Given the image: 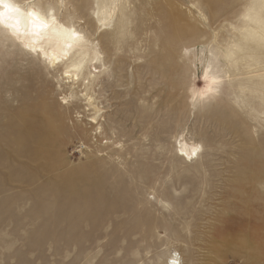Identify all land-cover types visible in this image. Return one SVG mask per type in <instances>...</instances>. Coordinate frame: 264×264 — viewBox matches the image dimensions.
Wrapping results in <instances>:
<instances>
[{
	"label": "rangeland",
	"instance_id": "1",
	"mask_svg": "<svg viewBox=\"0 0 264 264\" xmlns=\"http://www.w3.org/2000/svg\"><path fill=\"white\" fill-rule=\"evenodd\" d=\"M40 1L85 70L0 26V264H264V0Z\"/></svg>",
	"mask_w": 264,
	"mask_h": 264
},
{
	"label": "bare ground",
	"instance_id": "2",
	"mask_svg": "<svg viewBox=\"0 0 264 264\" xmlns=\"http://www.w3.org/2000/svg\"><path fill=\"white\" fill-rule=\"evenodd\" d=\"M34 1L35 0H8L9 4L13 7L19 8L20 12L19 14H15V13L9 14L6 12L4 21L3 23H0V26L9 36L12 37L11 39L16 40L21 47H23L27 51L33 50V52L37 54V57L41 58L42 61L43 59H47L48 64L51 63L50 66H52L53 64V66L58 67L60 64L66 63V66H64V71L62 72L63 77L68 78L73 85L74 84L79 85L81 79H83L84 70H85V65L84 63H82L83 52L81 50L85 48L84 46L87 45L88 38L85 36L84 33H82L81 29H78L77 26L74 23H71L70 20H68V22L60 21V19H58L55 13L46 12L40 0H37L36 2ZM115 1L116 0H103L104 4H102L101 7L104 8V11L100 12V15H102L100 19L102 21L104 22L107 21L108 23L112 21L114 15V9L116 6ZM47 7L51 8V4L47 5ZM107 7L111 9L110 12L107 11ZM31 13H35L40 17L41 20H44L47 24V27L41 28L39 26V23L36 21L35 17L33 15H30ZM94 46L92 51L93 58L91 59V61L93 59H95L96 61L91 62L90 64V66L93 68V71L89 72V74H92L91 78L95 76L94 73L96 72L95 69L97 67L95 66V63L101 59L100 54L98 55L100 48L99 49L96 48L97 46L101 47V41L97 40ZM79 50L81 52L80 57L76 54ZM231 54L233 53L231 52ZM67 56L68 58H66V62L64 63L62 59ZM45 66L47 67L48 65L45 64ZM208 67H210V65ZM88 82L89 80L86 83ZM220 83H221V79L215 73L214 70L206 71L202 76V87L196 90L189 91L192 97L191 102L192 99L194 98L193 97L194 95H199V96L203 95L202 97L205 98L209 96L218 95V88L220 87ZM65 99L66 98L63 97V100ZM33 132L34 131H32V133ZM47 142L49 141L47 140ZM178 143H179L178 154L182 156L184 159L192 160L193 158L198 156V153L201 149V144L195 143L194 141L191 142L182 141V143L180 142ZM41 148H42V144H41ZM146 257L149 258L145 259L144 256L140 264H142L143 260L145 262L144 264H149L150 261L149 259L151 257H154V254H150L149 256ZM137 260L133 261L134 262L133 264H136ZM155 260L156 259H154L153 261ZM162 264H180V260L176 256V252H174V254L173 253L168 254Z\"/></svg>",
	"mask_w": 264,
	"mask_h": 264
},
{
	"label": "snow or ice",
	"instance_id": "3",
	"mask_svg": "<svg viewBox=\"0 0 264 264\" xmlns=\"http://www.w3.org/2000/svg\"><path fill=\"white\" fill-rule=\"evenodd\" d=\"M0 9H3L0 10V23H3L6 12L9 14L12 13L19 14L20 12V9L11 6L8 0H0ZM30 15H33L35 17L36 21L39 23V26L41 28L47 27L46 22L44 20H41L38 15H36L35 13H31Z\"/></svg>",
	"mask_w": 264,
	"mask_h": 264
}]
</instances>
